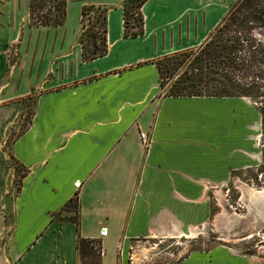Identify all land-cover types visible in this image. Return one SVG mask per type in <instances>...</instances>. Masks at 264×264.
Here are the masks:
<instances>
[{
    "label": "crops",
    "instance_id": "obj_1",
    "mask_svg": "<svg viewBox=\"0 0 264 264\" xmlns=\"http://www.w3.org/2000/svg\"><path fill=\"white\" fill-rule=\"evenodd\" d=\"M89 2L105 8V53L77 58L62 76L46 75L48 60L40 53L34 85L48 90L36 95L30 121L6 149L1 145L17 108L0 106V264H78L77 237L99 242V264H264L222 245L150 262L139 243L201 228L211 218L212 189L258 160L260 115L249 97L165 96L154 64L196 47L228 1L145 0L142 34L134 37L123 36L120 0ZM86 4L66 2L59 27L65 48ZM3 7L2 58L10 38ZM0 95L9 98L4 86ZM9 160L22 175L5 210L14 176Z\"/></svg>",
    "mask_w": 264,
    "mask_h": 264
},
{
    "label": "rangeland",
    "instance_id": "obj_2",
    "mask_svg": "<svg viewBox=\"0 0 264 264\" xmlns=\"http://www.w3.org/2000/svg\"><path fill=\"white\" fill-rule=\"evenodd\" d=\"M58 0H0L4 12L8 10L9 20L4 29L10 32L8 47L0 56V92L4 86L5 97L0 95L1 105H15L17 115L10 127L9 136L1 145L6 149L11 138L19 133L30 121L34 112L35 98L38 93L48 90L43 85H34L35 72L40 53L47 57V76H62L67 74L77 58L81 60L101 50V39L104 36L105 12L100 6H95L87 0L83 14L79 15L80 26L73 35L71 45L65 48L61 41V25H40L39 21L52 18ZM120 0V6L125 5L127 13H131L128 22H133L135 0ZM205 1V0H204ZM210 1V0H209ZM226 1V0H214ZM228 6L234 4L231 12L245 0H227ZM250 3L251 23L238 24L241 17L234 14L236 20L219 22L209 31L200 43L193 48L171 53L194 52L186 58L185 65L180 66L177 73L167 80L162 93L169 92V86L187 69L195 49L205 42L228 45L230 41H218L224 36L234 35L242 39V62L238 68L231 65L213 63L204 64L195 78L201 77L197 92L200 95L246 96L256 106L260 115L259 137L255 140L258 153L256 164L243 172H234L227 186L212 189L215 198L211 208V218L201 227L192 229L189 234L174 239H149L140 243L145 254L151 253L150 262L176 260L194 250H206L215 245L228 246L240 253L257 255L264 259V0H247ZM65 0V13H66ZM31 3V8H29ZM81 7V9H82ZM81 11V10H80ZM241 11V10H240ZM243 12V11H242ZM234 13V12H233ZM232 13V15H233ZM65 19V18H64ZM110 32L118 34L116 20L111 22ZM128 30L131 28L128 27ZM238 31V32H236ZM236 32V33H234ZM247 35V36H246ZM51 38L53 43L51 44ZM63 40V39H62ZM245 40H248L245 42ZM68 51V53H67ZM72 52H75L72 55ZM197 52V51H196ZM2 55V54H1ZM164 56L156 60H162ZM46 60V59H45ZM238 62V61H236ZM192 75V72L189 73ZM207 78H209L207 80ZM26 82V91L19 94L22 83ZM14 176L11 180L9 195L5 197V210L9 209L10 193L16 191L21 168L9 160ZM255 200V202L252 201ZM251 201V202H250ZM253 202V204H252ZM91 255L82 258L81 264H98L99 242L95 240Z\"/></svg>",
    "mask_w": 264,
    "mask_h": 264
},
{
    "label": "trees",
    "instance_id": "obj_3",
    "mask_svg": "<svg viewBox=\"0 0 264 264\" xmlns=\"http://www.w3.org/2000/svg\"><path fill=\"white\" fill-rule=\"evenodd\" d=\"M133 2L132 0H127ZM134 5V16H133V22H128L129 18H131L130 14L127 13V10H125V5L121 7L122 10V28H123V36L124 37H134L137 35L142 34V15L140 12V7L142 3L145 0H135ZM235 5L232 4L230 7L226 10L225 14L221 18L219 22L222 21H229L231 24L236 20V17L234 14H238L241 19L239 20L238 24H244L247 26V23H251L253 21V18H251L250 15V3L245 0V2L239 4L235 8L233 12H231V9ZM29 8H31V3H29ZM65 0H58L55 5V13L53 14L52 18H45L43 20L39 21L40 25H52V26H58L61 25L62 21L65 18ZM84 7H82L80 13L83 14ZM105 12V8L102 9ZM241 10V11H240ZM243 11V12H242ZM233 13V15H232ZM105 17V16H104ZM219 24V23H218ZM130 27L131 29L128 30L127 28ZM238 32V31H236ZM234 32V33H236ZM239 33V32H238ZM247 36V35H246ZM223 40L230 41L228 45L224 44H218L216 43H207L205 42L204 45H199L195 49V55L192 56L191 60L188 63L187 69L183 70L182 74L179 75L172 84L169 86V92L171 93H164L165 96H191V95H200V94H194L197 92L196 89H198L199 81L201 80V77L195 78L194 75H197L200 73L202 69H205V65L211 66L213 63L217 62V64H223L224 66L231 65L235 68H238L239 61L242 62L244 59H242L243 55V48L245 46L242 45V39H238L234 35H228L224 36V38H220L218 41ZM248 40H245L247 42ZM101 50L97 54L90 55L89 57H85L83 59H91L95 57L102 56L105 53V38L101 39ZM197 51V52H196ZM194 52H181L177 54H172L169 56H164L162 60H155L154 64L158 73V81L159 86L162 89L165 82L172 78L176 73L180 66L185 65L186 58L189 55H193ZM238 61V62H236ZM205 67H204V66ZM192 72V75L189 74ZM209 78H207L208 80ZM212 96H221V95H212ZM22 175V173L19 175V177ZM19 177L17 181V187L19 184ZM74 204V203H73ZM72 208H75L74 205H72ZM96 242L95 240L91 239H83L80 237H77L75 242V249L78 257V264H81L82 258L88 257L91 255V251L93 249V244ZM99 264V263H98Z\"/></svg>",
    "mask_w": 264,
    "mask_h": 264
},
{
    "label": "built area",
    "instance_id": "obj_4",
    "mask_svg": "<svg viewBox=\"0 0 264 264\" xmlns=\"http://www.w3.org/2000/svg\"><path fill=\"white\" fill-rule=\"evenodd\" d=\"M138 137H139V141H140L141 145L145 146L146 142H147V136H146L145 132H139ZM102 229L103 228H101V230L99 232L100 235H103L105 233V231Z\"/></svg>",
    "mask_w": 264,
    "mask_h": 264
},
{
    "label": "bare ground",
    "instance_id": "obj_5",
    "mask_svg": "<svg viewBox=\"0 0 264 264\" xmlns=\"http://www.w3.org/2000/svg\"><path fill=\"white\" fill-rule=\"evenodd\" d=\"M252 201L255 202V200H253V199H252ZM250 202H251V201H250ZM253 202H252V204H253Z\"/></svg>",
    "mask_w": 264,
    "mask_h": 264
}]
</instances>
